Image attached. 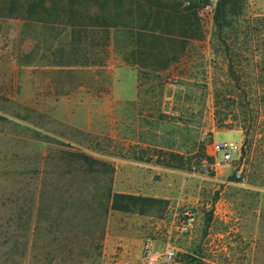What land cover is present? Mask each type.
<instances>
[{"label": "rangeland", "instance_id": "rangeland-1", "mask_svg": "<svg viewBox=\"0 0 264 264\" xmlns=\"http://www.w3.org/2000/svg\"><path fill=\"white\" fill-rule=\"evenodd\" d=\"M162 1L196 18L135 35L127 8L143 0H108L119 29L0 17V227L30 226L28 246L53 264L69 251L146 264L147 242L172 250L166 264L193 250L264 264V0H233L219 26L217 0ZM213 143L233 144L232 159ZM107 188L144 201L104 212ZM97 226L99 243L81 237Z\"/></svg>", "mask_w": 264, "mask_h": 264}, {"label": "trees", "instance_id": "trees-1", "mask_svg": "<svg viewBox=\"0 0 264 264\" xmlns=\"http://www.w3.org/2000/svg\"><path fill=\"white\" fill-rule=\"evenodd\" d=\"M143 5L134 7L129 6L128 20L130 29L134 30L135 35L140 33L142 29H155L158 27H166L169 23L179 20L180 18L194 19L196 12L187 7H180L179 4H171L162 0H143ZM108 0H1L0 1V17L20 20L24 23H33L35 25L60 29L82 30L88 29L96 25L99 28L112 27L119 29L121 23L110 21L106 12ZM233 0H217L213 9V21L219 26L218 20L224 8L231 4ZM115 9L120 8L121 0H113ZM202 5H207V0H201ZM131 5V4H130ZM132 5V6H133ZM136 7V8H135ZM96 11L94 14L91 12ZM147 12V14H145ZM143 19V24L138 23L139 19ZM159 45V44H158ZM157 45V47H158ZM148 51L153 48L149 45ZM160 48V47H159ZM164 48H160L158 52L163 54ZM161 62V61H160ZM131 68L138 69L137 65H130ZM251 153V152H250ZM77 157L83 158L84 161L94 162L88 157L78 154ZM142 200L124 194L111 193L110 188L106 189L102 196V202L98 203L106 212L107 206L114 210L129 211L127 201ZM85 214V213H84ZM61 217V214L59 215ZM52 224V222L50 223ZM57 227L56 224L48 226ZM26 233H30V226H6L0 227V264H53L56 257H49L36 252L28 246ZM84 239H90V242L96 240L98 243L103 237L102 226L97 228L88 227L81 234ZM98 246L93 247V249ZM83 259L87 260V254H83ZM100 256V253L96 254ZM67 264H74L75 259L72 251L65 253ZM183 264H225V262H214L207 258L203 250H193L189 254L182 256Z\"/></svg>", "mask_w": 264, "mask_h": 264}, {"label": "built area", "instance_id": "built-area-1", "mask_svg": "<svg viewBox=\"0 0 264 264\" xmlns=\"http://www.w3.org/2000/svg\"><path fill=\"white\" fill-rule=\"evenodd\" d=\"M205 12L203 15L202 12ZM199 13L202 20H210L212 8L205 6ZM205 137V133L201 134V138ZM235 150V146L231 143H213L211 146L212 155L218 159L219 163H227L232 159V154ZM219 156V158H218ZM236 178L241 177V170L235 172ZM173 252L170 248L160 250L153 247L151 243L147 242L143 247V259L146 264H166L172 259Z\"/></svg>", "mask_w": 264, "mask_h": 264}]
</instances>
